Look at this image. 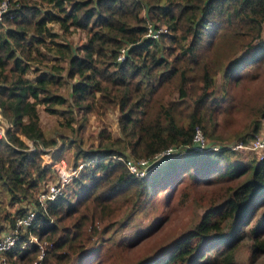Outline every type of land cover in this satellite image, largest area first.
Masks as SVG:
<instances>
[{
	"label": "trees",
	"instance_id": "obj_1",
	"mask_svg": "<svg viewBox=\"0 0 264 264\" xmlns=\"http://www.w3.org/2000/svg\"><path fill=\"white\" fill-rule=\"evenodd\" d=\"M7 2L0 18V114L13 129L0 138V219L11 225L28 202L36 210L28 232L5 252L9 264L37 260L36 242L19 248L28 234L44 241L41 264H67L73 257L87 264L99 248H87L94 237L116 223L123 226L148 197L158 189L172 191L184 174L195 183L218 186L196 222L136 264H236L232 248L245 231L252 236L250 251L264 252V213L254 219L264 206V160H231L229 149L219 144L167 158L138 178L115 157H148L169 145L187 144L198 125L203 136H212L214 114L228 115L241 98H230L227 87L214 96L215 73L231 81L242 74L253 78L264 62V0ZM148 26L165 31L151 38L145 35ZM74 29L85 35L77 46L61 40ZM64 83L67 96L59 91ZM251 98L252 133H239L242 143L256 132L257 117L264 116L263 86ZM39 106L62 116L61 127L70 136L66 141L62 137L57 144L44 135ZM107 109L117 110L118 135L102 127L95 145L83 147L77 135L86 115ZM20 136L55 145L58 157L71 147L84 162L45 208L35 193L53 175ZM19 201L25 206L11 214L4 210Z\"/></svg>",
	"mask_w": 264,
	"mask_h": 264
},
{
	"label": "rangeland",
	"instance_id": "obj_2",
	"mask_svg": "<svg viewBox=\"0 0 264 264\" xmlns=\"http://www.w3.org/2000/svg\"><path fill=\"white\" fill-rule=\"evenodd\" d=\"M7 7L9 6L6 1V9ZM53 30L59 32L56 25H53ZM262 35L264 37L263 30ZM84 37L85 35L82 30L74 29L67 37H62L61 40L67 39L70 41V44L77 46L84 40ZM242 51L243 50L238 53H241ZM46 54L47 53H45V55ZM47 57L48 55H46V58ZM257 71L258 72L253 78L248 77L246 74H242L236 81H231V79L228 80L226 78L224 79L221 73H215L214 82L216 86L213 88L214 96H220L223 93L222 87H227L229 89L228 94L230 95V98H241H239V106L233 107L229 111L228 115H221L222 112H220V110L214 114L212 136L206 137L204 135L209 144L228 145L242 142L241 138L236 137L239 133H252L249 124L253 112L249 106L252 104L251 96L255 95L256 91L261 89L262 86L264 90V62L262 63V67L258 68ZM28 76H30V73H28ZM59 91L66 96L68 95V88L65 86V83ZM172 96L176 97L174 94ZM244 99L245 101H243ZM116 117V109H107L104 113H88L82 123V127L78 130L77 135V137H80L81 139L82 146L87 147L89 144L95 145L98 130L102 127H105L106 130L110 132L111 136H117L118 128ZM79 118L80 115H78V120ZM263 119L264 116L257 117L258 128L252 138L256 136L264 127ZM38 120L44 135L46 137L52 136L56 138L57 144H59L62 137L65 141L68 137H70L65 136L66 134H69L68 129L61 127V122H64L61 115L47 112L42 108V106H39ZM206 126L207 128H210L212 123L209 120H206ZM15 133L17 134V132ZM217 136H222V138L219 139ZM50 146L56 148L55 145ZM228 149V156L231 160L237 159L241 162H246L250 160V158L261 160L258 159L256 154L252 151ZM72 154V148L65 146L59 156L65 161L70 162L73 161ZM38 160L40 161L39 158ZM51 174L53 177H49L47 179L52 181L55 179V176L52 172ZM213 183L214 184L211 185L199 182L195 183L190 175L186 176V174H184L182 179L178 181L172 191L168 192L166 189H158L155 194L148 197L141 204L140 208L136 211L134 218L132 216V219H128L123 226L116 223L117 226L110 229L109 232L102 233L93 238V246H88L87 248H93L97 244L99 245V248L91 259L87 261V264H136L144 257L156 252L169 240L198 220L199 216L208 204L206 201L207 195H209L211 191L218 186L217 182ZM67 193L71 199L75 197L74 194L68 190L66 191V194ZM22 205H24L22 201L15 202L10 205L6 204L4 210L11 214L14 213L16 208H20ZM3 212L4 211L1 213L3 214ZM263 213L264 206H260L256 211L254 219ZM254 219L249 222L246 228L252 224ZM156 224H158V227L153 229ZM5 226H7L6 221L3 218L0 219V229ZM6 230H3V232L0 230V234H3ZM142 232H145V235L136 240ZM30 236L33 235L31 234ZM251 237L250 233L245 231V235L242 239L232 248L233 259L236 264H264L263 251H250L249 245L252 243ZM261 238L264 239V233L261 234ZM131 240H133V244L131 246H127V242ZM38 243V248L42 249L44 241H38ZM78 260L79 257H73L72 261L67 264H84V259H80V261ZM0 264H9V260L7 259L5 253L0 254ZM16 264H18V261H16Z\"/></svg>",
	"mask_w": 264,
	"mask_h": 264
},
{
	"label": "built area",
	"instance_id": "obj_3",
	"mask_svg": "<svg viewBox=\"0 0 264 264\" xmlns=\"http://www.w3.org/2000/svg\"><path fill=\"white\" fill-rule=\"evenodd\" d=\"M6 1L7 0L0 1V18L6 11ZM160 30L165 31V28L160 27L158 29H152L148 26L145 35L151 38H156L157 32ZM262 30L264 31V21L261 24V33ZM120 51L122 52L123 48H121ZM120 57L121 53H119L117 59ZM8 129L13 128L0 114V138H5V132ZM20 137L24 141L26 149L37 152V155L40 159V166L49 169L55 175L56 179L52 181H45L43 187L35 193V199L37 203L42 208H45L48 203L54 201L57 195L63 192L64 184L80 171V169L84 166V162L76 159L73 155V161L67 162L63 158L56 156L55 148L51 147L50 145L43 146L42 144L35 143L23 136ZM222 146L230 149L252 151L256 154L258 159L264 160V127L247 143L238 142ZM218 147L220 148L219 144H209L206 138L203 136L200 128L195 126L191 140L187 144L169 145L148 157L134 158L133 156L129 155L115 157L123 162L125 168L130 174L141 178L167 158L182 155L190 149L202 150L204 148L216 149ZM22 206L24 207L25 205ZM35 215L36 210L34 209L33 205L28 202L24 213L21 215H16L14 217L13 223L8 226L7 230L3 234H0V254H4L16 244L20 233H24L23 231L28 232L30 226L33 223ZM30 235L31 234H28L27 239H24L20 242L19 248H23L27 242H36V236ZM36 243L39 244L38 241ZM42 253V249H40V252L37 255V260H35L32 264H41L40 259L42 257Z\"/></svg>",
	"mask_w": 264,
	"mask_h": 264
},
{
	"label": "crops",
	"instance_id": "obj_4",
	"mask_svg": "<svg viewBox=\"0 0 264 264\" xmlns=\"http://www.w3.org/2000/svg\"><path fill=\"white\" fill-rule=\"evenodd\" d=\"M51 172H52V171H51ZM7 226H9V225L7 224ZM7 226H5V227H3L2 229H0V230H2L1 232H3V230H6Z\"/></svg>",
	"mask_w": 264,
	"mask_h": 264
}]
</instances>
